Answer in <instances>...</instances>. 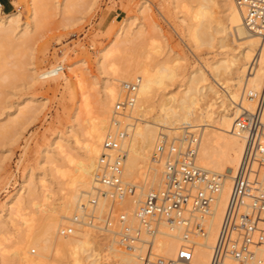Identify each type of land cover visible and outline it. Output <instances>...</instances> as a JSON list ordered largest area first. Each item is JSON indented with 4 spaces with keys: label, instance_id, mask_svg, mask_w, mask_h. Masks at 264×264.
Wrapping results in <instances>:
<instances>
[{
    "label": "bare ground",
    "instance_id": "bare-ground-1",
    "mask_svg": "<svg viewBox=\"0 0 264 264\" xmlns=\"http://www.w3.org/2000/svg\"><path fill=\"white\" fill-rule=\"evenodd\" d=\"M30 1L32 4L30 23H22L19 12L15 11L1 16L0 5V52L5 46L14 43L16 38L26 36L33 27H36L44 4L43 0ZM172 1L179 4L181 0ZM20 3L21 0H15V4ZM94 3L95 0H64L61 3V10L66 13L77 7L86 5L90 7ZM120 3L126 9H131L130 4L123 1ZM182 6L194 20L193 24L188 25L187 35L193 36L199 45L210 46L215 41L214 43L225 51L209 63L211 80L201 68L196 67L179 85L180 87L176 88L178 90L170 93L165 90L166 81L170 83L179 76L177 61L157 62L149 58H136L123 54L128 44L135 42L134 38L144 33L143 28H140L135 36L134 31H131V26L134 24L131 21L109 32L115 35L116 40L114 44L112 43V47L105 48L101 53V71L108 75V80L104 82L101 90L98 109L94 115H91L93 112L91 113L85 96L82 98L83 104L75 113L74 123L82 129L75 132L73 141L82 146L83 156L78 157L73 152V147L63 138L54 142L58 155L75 166V171L66 185V191L60 198L61 202L59 204L50 202L53 192L44 177L40 179L37 187L40 192H37L36 184L29 182L32 176L30 175L26 176L20 192L9 196L0 210L1 236L6 233L4 227L6 223L16 227L19 221L25 222L24 211L27 207L36 205L40 197L39 202H43L44 206H51L47 213L41 212L36 216L37 227L23 233L24 236L21 235L13 248L12 251L16 254L19 264H54L61 252L69 250L79 264L82 261L86 264H106L104 263L106 261L102 262L105 259L103 255L105 251H107L105 254L107 260L110 256H114L117 258L115 259L117 264H142L140 252L144 250V245L138 246L139 252H131L126 250L116 237L99 235L89 228L77 229L67 236L59 233L60 222L63 219L71 220L79 211L81 203L94 195V173L103 152V142L108 133L117 130L114 124V106L122 98L123 85L138 77L141 78V82L135 106L131 113L120 118L121 121L129 120L128 117H133L135 114L142 120L141 123H134L129 137L123 143L128 150L124 179L127 181L129 177H140L143 182L151 179L149 190L161 187L162 169L158 167L160 162L153 158V154L163 130L169 135H178L184 124L201 126L197 163L200 167L223 176V185L216 197L215 208L213 209L212 206L209 214H197V220L200 221L202 228L191 237L194 244L192 264H209L231 190L232 177L244 150V140L233 133L232 127L243 109L254 108V101L248 93L260 90L264 80V37L249 31L244 24L242 11L234 0H197L195 5L189 7L188 4L182 3ZM151 7L149 0H140L137 5L139 12L144 15ZM138 26L137 23L136 27ZM208 29L212 31L209 32ZM119 83H122V86ZM36 100L37 98L32 96L23 106H19L20 116L28 112L36 113L41 106L36 105ZM125 124L127 123H124V126ZM2 140L0 138V143ZM53 161L50 163H54ZM162 165L160 163V167ZM53 169L58 172L55 164ZM149 173L152 176L148 179ZM137 187L141 189L140 198L148 195L149 192L143 191L144 187L138 184ZM140 198H135L136 200L133 201L136 206L133 215L145 201ZM124 201L127 202V199ZM59 207V211L55 210ZM100 208L103 209V204H100ZM204 215L211 217L210 220L206 217L208 224ZM101 238L110 240L105 245L103 243L101 245ZM184 241L181 226L171 228L162 224L160 235L155 240L156 252L166 258L175 259ZM1 245L0 241V262L3 264L5 262L3 254L6 250ZM37 249L39 252L33 255ZM258 254L264 255V247ZM114 257L111 259L114 260ZM262 260L264 262V259ZM226 264L237 263L227 261ZM247 264H255V262Z\"/></svg>",
    "mask_w": 264,
    "mask_h": 264
},
{
    "label": "rangeland",
    "instance_id": "rangeland-1",
    "mask_svg": "<svg viewBox=\"0 0 264 264\" xmlns=\"http://www.w3.org/2000/svg\"><path fill=\"white\" fill-rule=\"evenodd\" d=\"M10 1L12 11L19 12L21 22L30 23L31 1L21 0L19 5L15 4V0ZM63 1L43 0V11L40 12L36 27H33L26 36L16 38L18 41L14 40L12 45L5 46L0 52V138L3 139L2 144L0 143V210L9 196L20 192L26 176L30 175L32 176L29 182L36 184L35 188L44 177L53 192L50 202L55 204L61 202L60 198L66 191V185L75 171V166L58 155L54 142L63 138L73 147V152L78 157L83 156L82 146L73 141L75 132L82 129L74 123L75 113L83 104L82 98L85 96L88 99L89 109L91 113L93 112L91 115H94L98 109L101 90L104 82L108 80V75L101 71V53L105 48L112 47L116 40L115 35L110 34L111 31L131 21L134 23L131 31H134L135 36L140 28H143L144 33L136 36L138 38L134 36L136 41L129 43V46L126 45L128 50H123V54L136 56V58H149L157 62L177 61L179 76L170 83L166 81L165 90L170 93L178 90L176 88L180 87L179 85L196 67L201 68L211 80L209 63L225 52L214 43L215 41L214 45L213 43L210 46L199 45L193 36L187 35V29L194 20L182 3L190 7L195 5L197 0H181L179 4L172 0H149L152 7L145 11L147 15L145 12V15L140 13L137 9L140 0H95L90 7L87 5L77 7L66 13L61 10ZM122 1L130 4L131 9L122 6L120 3ZM5 13L9 12L2 8L1 16ZM137 23L138 27H136ZM208 31L212 30L208 29ZM58 65H63L65 70L54 74ZM119 85L122 86V83ZM32 96L37 98L36 105H41L40 108L36 113L28 112L20 116L19 106H23ZM128 118L129 120L122 121L121 127H124V123H133L135 118L139 119L135 122H142L141 118L135 114ZM164 131L163 133L167 134V131ZM172 135L169 136H180V134ZM51 161L54 163H50ZM162 162H160L161 165H164ZM160 163L158 167L162 169L160 173H163L164 166L160 167ZM54 164L58 167V172L53 169ZM149 174L148 179L152 176L151 173ZM128 180L144 187V192L151 191L149 190L151 179L147 180L148 183L143 182L140 177H129ZM37 189V192H40L39 188ZM137 192L138 197L129 196L126 198L127 202L121 201L123 205L118 202L116 209L132 214L136 208L133 201L140 198L141 189ZM140 199L144 200L146 197ZM39 200L36 205L29 206L24 211L25 222L19 221L16 227L5 222L6 233L0 236L1 246L6 250L3 254L5 257L3 264H19L16 254L12 251L13 248L21 235L23 237L28 230L37 227L36 216L50 210L51 206H44ZM216 202L215 200L212 205L213 209ZM55 210L59 211L60 207ZM204 217L205 220L211 218L210 215H204ZM70 221L63 219L59 229L69 225ZM205 222L208 224V219ZM134 223L137 224L135 220ZM97 234L102 233L97 232ZM101 239V245L102 243L105 245L110 240ZM38 252L37 249L33 255ZM106 253L107 251L103 252L105 259L103 258L102 262L117 264L115 263L117 258L113 256V260L112 256H108L107 260ZM262 256L259 254V257L264 259ZM83 263L86 264L84 261L80 264ZM54 264L79 263L69 250L61 252Z\"/></svg>",
    "mask_w": 264,
    "mask_h": 264
},
{
    "label": "built area",
    "instance_id": "built-area-1",
    "mask_svg": "<svg viewBox=\"0 0 264 264\" xmlns=\"http://www.w3.org/2000/svg\"><path fill=\"white\" fill-rule=\"evenodd\" d=\"M251 33L264 37V0H234ZM58 65L54 74L64 71ZM141 78L123 85L121 100L114 106L116 132L108 133L103 152L94 173V195L80 205L71 223L59 233L71 235L77 229L89 228L114 236L128 251L140 252L142 264H192L194 244L191 241L202 226L197 214H209L223 185V176L200 167L197 154L202 129L184 124L179 137L161 134L153 157L164 162L163 183L152 189L138 211L130 216L116 205L135 196L136 184L124 179L128 150L123 145L133 123L121 127V117L133 110ZM252 110L243 109L236 117L232 131L244 140V150L231 183L227 205L212 248L209 264H262L259 250L264 247V80L258 91H250ZM103 204V209L100 208ZM136 219L137 224L134 223ZM181 226L185 241L175 259L156 252L155 240L160 227Z\"/></svg>",
    "mask_w": 264,
    "mask_h": 264
},
{
    "label": "crops",
    "instance_id": "crops-1",
    "mask_svg": "<svg viewBox=\"0 0 264 264\" xmlns=\"http://www.w3.org/2000/svg\"><path fill=\"white\" fill-rule=\"evenodd\" d=\"M0 5L6 12L12 11V2L10 0H0Z\"/></svg>",
    "mask_w": 264,
    "mask_h": 264
}]
</instances>
